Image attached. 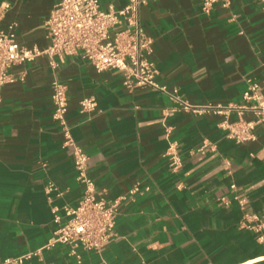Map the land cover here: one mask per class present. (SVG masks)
<instances>
[{
    "label": "crops",
    "instance_id": "0c3cea01",
    "mask_svg": "<svg viewBox=\"0 0 264 264\" xmlns=\"http://www.w3.org/2000/svg\"><path fill=\"white\" fill-rule=\"evenodd\" d=\"M59 1L0 0V30L22 46L44 48L45 19ZM128 1L99 0L104 10ZM140 21L153 38L157 80L185 99L243 104L247 78L264 94L263 1L222 0L207 14L202 0H146ZM11 72L0 102V264L29 252L38 254L23 264H264V243L240 227L234 199L246 197L247 210L264 215V130L236 143L220 128L222 116L169 112L167 94L128 90L120 72H98L78 55L56 68L42 55ZM54 78L68 86L67 121L96 191L108 200L125 196L99 252L44 248L59 225L56 214L65 221L64 208L84 188L53 118ZM85 97L97 101L90 117L79 112ZM171 144L182 161L176 170ZM51 183L56 190L48 192Z\"/></svg>",
    "mask_w": 264,
    "mask_h": 264
},
{
    "label": "built area",
    "instance_id": "2783aa9c",
    "mask_svg": "<svg viewBox=\"0 0 264 264\" xmlns=\"http://www.w3.org/2000/svg\"><path fill=\"white\" fill-rule=\"evenodd\" d=\"M222 0H202V9L209 14ZM264 2V0H261ZM146 0H129L122 8L112 5L104 10L99 0H60L45 19V30L49 43L44 48H31L20 45L11 32L0 30V102L2 88L14 81L11 68L34 61L47 55L53 68L67 55H78L88 60L98 72L116 70L123 76V84L128 90L152 87L167 94L172 101L169 112H188L192 114H216L223 117L219 126L226 136L236 143H244L256 138L257 129L264 130V94L261 85L247 78V90L243 94V104L193 103L182 97L177 88L169 89L157 80L158 69L151 60L153 38L143 29L140 21V8ZM227 5V2H222ZM53 118L61 125L65 137L64 144L73 150L76 179L83 184V194L75 206L64 208L65 221L55 216L58 227L44 248L57 244L69 245L71 254L76 249L99 252L110 238L115 226L119 207L125 196L113 200L98 193L93 179L87 172L88 155L75 141L67 121L68 86L58 78L52 80ZM95 98L85 97L80 101L79 112L88 117L97 111ZM235 114L236 119L231 116ZM249 114V118H245ZM167 155L174 170L181 166L177 146L171 144ZM231 189L236 190V184ZM56 190L54 184L47 191ZM242 210L240 227L258 234L264 243V215L247 210L248 199L238 193L234 195ZM38 252L6 258L2 264H23ZM80 262V256H77Z\"/></svg>",
    "mask_w": 264,
    "mask_h": 264
}]
</instances>
